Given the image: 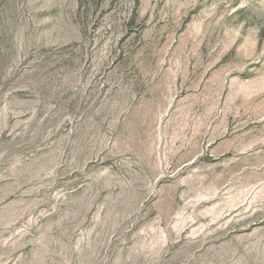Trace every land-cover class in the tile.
I'll use <instances>...</instances> for the list:
<instances>
[{"label":"rangeland","instance_id":"1","mask_svg":"<svg viewBox=\"0 0 264 264\" xmlns=\"http://www.w3.org/2000/svg\"><path fill=\"white\" fill-rule=\"evenodd\" d=\"M0 264H264V0H0Z\"/></svg>","mask_w":264,"mask_h":264}]
</instances>
